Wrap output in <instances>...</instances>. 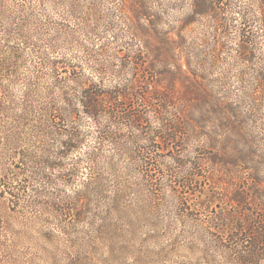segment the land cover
Segmentation results:
<instances>
[{
	"label": "trees",
	"instance_id": "trees-1",
	"mask_svg": "<svg viewBox=\"0 0 264 264\" xmlns=\"http://www.w3.org/2000/svg\"><path fill=\"white\" fill-rule=\"evenodd\" d=\"M5 1L0 0V264L10 262L8 236L21 235L15 225L31 180H49L44 169L61 168L90 138L94 141L75 162L91 164L90 178L77 193L78 206L70 211L75 218L83 214L88 195L108 198L105 169L115 180L106 223L112 217H146L163 205L169 191L180 220L208 212L201 229L205 241L228 264H264V181L257 178L259 170L250 167L246 150L220 145L205 132L204 126L215 122L205 114L204 102L213 97L201 82L184 83L191 98L177 96L172 81L161 84L162 77L175 80L173 67L180 72L174 61L183 55L176 52L182 41L158 32L150 21L141 34H134L143 41L136 50L125 52L119 46L111 53L108 43L88 50L89 73L83 63L59 56L42 58L26 75L23 50L31 40L25 22L8 18ZM260 24L264 33V19ZM259 82L263 89V75ZM217 105L225 106L221 101ZM211 109L220 115V128H235L233 115ZM87 124L93 129L84 128ZM50 137L55 144L45 146ZM77 172L73 168L60 174L66 179ZM130 194L139 196L135 207L125 203ZM128 226L127 234L135 237L136 225ZM106 231L128 241L115 225Z\"/></svg>",
	"mask_w": 264,
	"mask_h": 264
},
{
	"label": "rangeland",
	"instance_id": "rangeland-1",
	"mask_svg": "<svg viewBox=\"0 0 264 264\" xmlns=\"http://www.w3.org/2000/svg\"><path fill=\"white\" fill-rule=\"evenodd\" d=\"M4 4L10 20L25 22L31 40L23 50L26 75L42 58L59 56L83 63L89 73L88 50L103 43L110 44L111 53L119 46L125 52L136 50L143 41L135 40L134 34H141L151 22L158 32L182 41L176 52L183 55L174 61L180 72L173 67L175 80L162 77L161 84L172 81L177 96L191 98L184 83L201 82L213 97L204 105L205 114L215 123L206 124L205 132L220 145L246 150L250 167L257 168V178L264 181V88L259 85L264 76V33L260 29L264 0H6ZM248 40L254 42L252 48L245 43ZM42 72L47 73L48 68L44 66ZM218 101L224 108L217 109ZM211 107L233 115L235 128H220V115ZM84 128L93 129L88 124ZM44 140L45 146L55 144L52 137ZM92 141L94 138L88 139L61 168L44 169L49 180H31L15 225L21 235L7 239L9 264H228L205 241L201 229L208 212L200 210L195 218L180 220L169 191L163 205L146 217L126 221L112 217L106 223V204L115 180L105 169L102 176L108 198L88 195L83 214L71 215L78 206L77 193L84 190L91 172L87 160L75 162ZM73 168L78 171L73 178H61L60 173ZM138 197L130 194L125 203L135 207ZM129 222L136 225L135 237L126 232ZM109 225L118 227L117 234H126L128 241L107 235ZM111 230L115 228L111 226Z\"/></svg>",
	"mask_w": 264,
	"mask_h": 264
}]
</instances>
